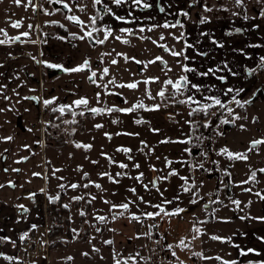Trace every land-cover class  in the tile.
<instances>
[{
    "label": "crops",
    "instance_id": "crops-1",
    "mask_svg": "<svg viewBox=\"0 0 264 264\" xmlns=\"http://www.w3.org/2000/svg\"><path fill=\"white\" fill-rule=\"evenodd\" d=\"M142 3H148L151 7L144 8L142 4H134L133 0H124L120 5H116L113 0H102L101 4L94 3L97 18L89 31L93 28L98 29L93 32L96 37L94 40L104 39L107 28L111 29V35L103 43L102 52L95 48L96 43L87 48H93L92 54L98 56L96 65L101 64L100 60H105L109 74L104 80L98 79L96 83L106 85V88L90 84L88 74L82 71L46 81L49 78L46 74L47 66L37 61L62 64L65 68H70L69 66L75 60L71 57L66 60L56 58L57 54L53 48L56 47V42L44 40L48 35L43 33L37 18L38 12L42 13L49 9L47 2L38 0L35 21L30 19V8L26 12H19L14 9L15 4H13L8 11L6 10L7 13L9 12L8 20L11 23L20 21L21 26L12 27V33L8 37H0V40H5L4 44H0V85H6L0 88V109L4 110L0 111V137H13L11 141L0 140V184L4 185L0 188V237L10 238V240H0V253L3 254L0 255V264H29L24 259H20L23 256L19 254L17 234L28 231L33 224L43 222L49 216L48 197L57 193V187L54 191H49L46 180L47 159L48 156L55 158V150L53 147L48 150L44 138V120L47 119V114L43 110V100L56 97L54 106L75 107L73 101L87 98L89 104L100 105L105 99L107 102L111 101V96L107 94L108 89L133 92L126 87H119L120 84L138 81L137 92L143 93L146 86L144 81L149 77H158L157 81L149 82L150 88L155 92L165 76L177 79L186 74L191 83L202 86L197 92L189 85V93L196 100L209 101L205 97L216 96L222 101H227L236 95L235 92L225 95L228 88H242L245 91L253 82V78L247 80L245 70L255 68L260 57H264V16L260 15L261 10L264 9V3L261 0H245L241 6H237L234 0H142ZM105 6L111 8L112 12L109 13ZM161 7L165 9L164 12L159 10ZM206 7L211 8L212 11H205ZM182 11L188 12V17L180 15ZM116 16H122L125 19L117 20ZM244 16H248L249 19H244ZM204 17H207V22L199 23ZM177 20L182 22L183 28L154 27L166 22L174 23ZM32 24L34 33H29L27 37L21 35L27 32L28 26ZM122 28L132 31L122 32L120 31ZM141 28L144 29L143 32L140 31ZM236 28H241L242 32L236 33L234 31ZM181 33L184 34L183 39L174 38L180 37ZM18 35L19 41L11 39ZM117 36L120 37L119 40L116 39ZM161 36L164 37L163 40ZM125 40L128 42L125 43ZM213 40L224 46L219 47L212 42ZM185 42L194 47L186 48ZM161 45L177 52L183 50L189 59L185 60L183 56H172L171 52L165 51ZM240 49L243 51H239ZM160 50H163L165 54L163 56L167 62L165 67L158 65L156 61L148 63L155 60ZM205 52L206 56L201 55ZM123 53L126 55H122ZM84 56L85 54L81 57ZM133 57L134 60L131 59ZM113 59L117 61V64L111 63ZM136 61L143 63H136ZM225 62L233 72L239 75L232 76L227 70H218L215 76L209 74L204 77L196 73H184L181 67L183 64L196 69L197 72H206L209 68H222ZM137 65L141 73H138ZM93 69L97 71V75L102 72L98 68ZM220 75H224L227 79L220 81L217 79ZM112 78H115V84L109 83ZM98 90H102L99 93V100L97 99ZM5 96L9 99H5ZM31 96L38 99H24ZM24 145H28L29 148H25ZM105 147L107 148L106 143ZM22 157L28 159L22 160ZM12 169H20V171L14 172ZM34 172L41 175L33 176ZM9 181L15 184V187H12ZM31 193H35L33 198H29ZM18 205L26 206L29 211L16 214ZM259 217H264V212ZM250 226L258 230L252 231L250 236L238 229L230 232L232 244L229 247L230 250L225 253V257H221L220 253L223 252L219 250H215L214 255L211 254L212 251L210 253L203 251L202 259L200 261L198 258L194 259V264H223L224 261H236V264H249L251 261L252 264H260L264 261V240L261 239L264 238V221H255ZM235 245H239L245 251L253 248L256 252L241 256L240 248ZM8 256L14 259H6ZM217 256L221 259H215ZM42 261L33 264H42Z\"/></svg>",
    "mask_w": 264,
    "mask_h": 264
},
{
    "label": "rangeland",
    "instance_id": "rangeland-1",
    "mask_svg": "<svg viewBox=\"0 0 264 264\" xmlns=\"http://www.w3.org/2000/svg\"><path fill=\"white\" fill-rule=\"evenodd\" d=\"M44 1L49 4V9L42 13L38 12L37 23L40 24L43 33H47L48 35L47 37L45 36L44 40L56 42V47H53L54 52L57 54L56 58H62L63 60L69 57L74 58L75 60L73 64H71L72 66L66 63V65H70V68L76 67L75 65L80 63L82 64L83 61L87 59L89 60L90 68L84 69L82 72L90 74V69L93 68H98L102 71V69L106 67L105 60L102 59L103 62H101L100 65H96L98 56L92 54L93 48H87V46L95 43L94 39H96V37L92 35L91 38L86 37L84 40L79 39V37L83 36L85 31H89L90 26L93 25L92 18H97L95 14L96 6H94L93 3L94 0ZM37 3L38 0H31V4L28 3V0H22L21 4L18 6L14 3V0H0V29H4L7 33V36L0 33V37H8L10 33H12V23L7 18L9 15L7 11L13 4H15L14 9L19 12H26L30 8V19L31 21H35ZM54 4H62V6L55 7ZM65 4L67 7L64 6ZM70 16L77 17L82 23L69 20L67 17ZM59 23L66 27V32L55 29ZM32 26V28L28 27L27 29V32L30 34L34 33V25L32 24ZM51 32L54 34H50ZM72 34H75V38ZM61 36L63 39L60 38ZM95 48H98V50L102 52L104 50V44H97ZM50 51L51 50H49V52ZM83 54H85V56L81 57ZM122 55L126 54L123 53ZM164 55L163 50H160L158 56L162 58ZM67 74L71 73H58L56 76L47 78L46 81L62 75L66 76ZM258 74H256V77L258 76L259 81L264 82V71ZM96 78L104 80L105 76L99 73ZM92 85L100 87L98 86L100 83H92ZM250 90L251 88L242 92L238 98L240 97V99L244 101L247 96H249ZM101 91L102 90H98V93ZM248 107V114H250V117L243 115L239 109H234V113H232L230 117L228 115L227 119L235 121V126H231L233 122H230L228 130L220 134L217 139L211 141L210 146H207V148L210 147L211 151H214L215 148H217L218 151L222 148H227L231 152H246L251 141L264 139V100L258 98L253 105H249ZM136 113L139 112L137 111ZM252 115H256L255 120L250 119ZM60 116L63 117V115ZM104 116H106V113L96 114L95 117H99L98 119L103 120ZM236 116L245 117L236 119ZM67 119L70 118L65 116L63 122ZM106 120L105 118L102 121L101 128L103 129H101V132H98L97 128L95 131L87 130L80 136L92 145L87 151L82 152L81 157L77 158V160L82 163V168L80 170H74L70 175L71 168L68 170L62 169L63 175H60L58 171L55 173V176L48 171L47 184L50 192L56 189L58 180L60 181L59 185H65L63 202L68 205L67 210L70 217V224L76 231H72L73 236H71L70 233H66L64 229L58 230L52 238L50 237V242L52 239L63 238L67 243L52 247L50 245L49 256L46 260L42 261V264H116L117 260H119L121 264H155L153 263L155 258L160 264H181V262L182 264H194V259L198 258V261L202 259V255L197 256L194 255V253L203 254V251L209 253L212 251L211 254L214 255V251L219 250L223 252L220 253L221 257H225V253L230 250L229 247L232 244L227 238L230 237L229 234H231L230 232L233 230L238 229L243 234L249 236L252 231H258L257 229L254 230L255 228L250 225L258 221L254 218L259 217V215L264 212V203L263 199H261V197L264 196V173L258 171L264 168V144L258 145L254 150L248 152L247 160L229 159L223 154H221L222 157L220 159H217L218 157L216 156L212 157L219 163L215 170L223 171L228 169L230 171L229 173L232 178V189L230 193L224 192L223 186L225 183L220 182L216 185L213 184L215 188H217V191L211 195V186L204 183L206 180L203 182L199 181L202 184L195 186L196 189L199 190L198 192L195 191L194 188H191L187 192L182 191V193H180V189H183V187H180L181 184L178 178H176L173 179L175 183H173L172 180L166 184L160 182V185L162 183L161 186L171 184L167 189L168 199L160 195L158 199L155 197L153 200H150L149 203H144L138 199L142 190L140 189L141 187L139 188V181L135 179L136 172L132 171L130 175L125 176L122 180L118 177H114L118 183H114V185L108 184V189L106 184L98 181V179H100L98 178L100 177V173L103 172H97L98 170L96 169L100 167L104 169V164L101 162L103 159L101 158L100 161V156L101 153L107 149L103 146L104 141L100 140V137L104 136L103 139L106 138V140L107 138L112 139L113 135H110V133L114 131V137L117 139L118 134L124 131L122 127H120L121 122H118L109 126V132L106 127ZM176 125V131H180L181 129L185 131L187 127L185 123ZM240 125H244V127L241 128ZM157 127H159L158 124L156 125V129ZM169 127L170 126H167V128ZM107 131L109 135L106 136L105 133H107ZM149 131L150 128H148V133ZM109 141L110 140H108V142ZM111 145H114V143ZM50 148L51 145H48V150H50ZM168 148L169 142L160 150L167 154L169 153L167 150ZM131 150H135V147L132 146ZM114 154L115 153L112 155ZM217 155H219V153ZM209 158L210 157H207V160ZM92 161L97 162L93 165L94 167L89 164ZM54 170L55 169L52 168V171ZM85 171L92 173L89 179L94 182L91 183L88 188L83 187L88 181L87 177H84ZM253 171H256V178L255 180H250L249 177ZM143 176V180H148L149 176L146 172ZM201 176L205 177L203 174ZM58 177H63V179H58ZM101 179L103 180V178ZM76 180L80 187L73 189L70 185ZM217 180H219V176L216 177V181ZM242 181L248 182L241 183ZM95 183L100 184L102 187L99 189L96 188ZM131 188L137 189L135 194L130 191ZM245 189H251V191H245ZM185 194H188V200L182 198ZM75 196L84 197V199L81 200V204L72 199ZM93 196L96 197L95 200L91 199ZM171 196L172 198L170 199ZM176 197H178V199H174ZM166 200L172 201V203H164ZM193 200H195L196 203L190 202ZM233 200L240 201V205L237 206L233 204ZM88 201H91L89 208L86 206ZM104 201H108L109 203H105ZM129 201H134L135 203H131L129 206L130 208L126 211L124 209L111 208L112 204L120 205ZM151 205H161L169 213L174 212L177 208H183L185 211L177 215L168 216L161 213V215L157 217H147L140 214V211H146L144 213L158 211L156 210L157 208L153 210L154 207ZM145 208L148 210H145ZM81 211L85 213V216L80 215ZM17 212L19 213L18 207L16 208V214ZM118 212H124V215H117L116 219L113 220V213ZM132 214L140 216V219H132ZM97 216H105L106 221L101 223L96 219ZM241 217H245V219H241ZM201 221H204V223H200ZM149 223L153 225L156 224L155 226L157 227H153L152 231L151 229L142 230L140 228V226L148 227L147 225ZM103 225L104 227L101 228ZM84 226L90 233L88 241H84V237L76 234L78 228ZM97 228L101 229V231L97 232ZM195 228H199L201 230L200 233L195 232ZM144 233H149V235L145 236L143 235ZM213 236H219L224 239L214 240L211 238ZM193 237L196 238L193 239ZM106 240H111L112 243H104ZM163 240L167 241L169 245H172L171 250L176 253L174 259H169L167 256H154V254L157 253L156 250L158 249L159 242L161 243ZM181 240L188 246H180ZM93 248L99 249V251H94ZM20 253L21 251L19 254ZM83 253H88V255L85 256ZM68 257H72L73 259L68 260Z\"/></svg>",
    "mask_w": 264,
    "mask_h": 264
},
{
    "label": "flooded vegetation",
    "instance_id": "flooded-vegetation-1",
    "mask_svg": "<svg viewBox=\"0 0 264 264\" xmlns=\"http://www.w3.org/2000/svg\"><path fill=\"white\" fill-rule=\"evenodd\" d=\"M54 6H60V4H54ZM125 57V56H124ZM158 65L165 67L167 65L166 60L162 57V61H156ZM258 64L255 65V68H257V71L254 74L249 75L247 71L245 70V76L247 77V80L250 78H253V82L250 83L251 85L245 90L251 88L249 96L245 100H250L251 102L248 104H245L243 108L239 107L235 102L229 103L231 100L222 101L226 105L225 108H220L219 106H214L210 111L215 112V115H208L206 116L203 111L196 112L192 115H189L192 108H197V104H180L176 101L184 100L187 96L190 95L189 90H183V95H173L175 92V89H173L170 85L166 84L165 81L169 78L175 81L176 79L171 78L170 76H165L164 79H162V83L159 89L157 91H152L150 88V83H147L145 88V91L143 93H138L137 88L139 87L138 81V87L136 89H129L126 87V89L131 90L133 92L127 93L123 90L121 91H114L111 89H108V93L111 96V101L107 102L105 99L103 104H89L88 107H98V108H104L107 109L109 107H116V108H128L131 107L134 104H137L139 102H143L146 106L144 109L137 108L134 110V112L125 113V112H119V111H113L111 113L104 111L106 113V116H104V119L106 118V127L108 128V131L110 132V125L112 126L113 121L121 122L120 127L124 131H122L120 134H118L117 139L114 137V131H111L110 135H113L112 139L106 140L103 139L104 136L100 137L102 141H104L103 146L105 147V143L107 144V149L103 152L106 153L108 156H111L117 163L112 164L109 162L108 159H105L103 155L100 156L103 159L104 169L101 167L96 169L97 172H108L111 174L112 177H117L116 173H121L122 175L119 176L121 180L125 178V176H128L131 174V172H136L135 176H138L140 173H143L145 175V172L149 176L148 180L145 179L142 181H139V188L142 190L139 194V197H143V201L148 202L150 200H153L155 197L158 199L161 195L162 197H166L168 199V187L171 186V184L167 185H160V182H164L165 184L173 179L178 178L179 183L181 184L180 187L184 186L189 189L194 188L195 191H199L196 189V185H201L202 183L199 181H204V183H207L211 186V195L213 193H216L217 188H215L214 185L224 182V192L230 193L232 189V178L230 175V171L228 169H225L223 171L221 170H215L217 165L216 159H213L212 157H218L217 159H220L222 156L220 153V150L218 151L217 148L214 149V151L210 150V147L207 148V146H210V142L214 139H217L221 133L226 132L228 130V126L230 123L222 124V119H227L228 115L229 117L231 114L227 112V107H231L233 109H239L243 115H247L250 117V114H248V106L253 105L255 100L258 98L263 99L264 97V82L259 81L258 76L256 77V74L264 71V69H260L257 67ZM90 68V67H89ZM254 68V67H253ZM87 69V68H86ZM249 69V68H247ZM51 71L52 68L47 67V71ZM91 71H96L95 69H90ZM137 71L138 73H141L139 66L137 65ZM97 72V71H96ZM91 74V73H90ZM88 74V77L89 75ZM57 75V74H56ZM259 75V74H258ZM48 76V74H47ZM55 76V75H54ZM255 76V77H254ZM49 77V76H48ZM87 77V78H88ZM106 77V76H105ZM96 82H98L97 78ZM178 79V78H177ZM89 80V79H88ZM90 82V81H89ZM129 82V83H133ZM92 84V82H90ZM128 84V83H126ZM125 84V85H126ZM146 90L151 92V96L154 97V99L149 98V96L146 94ZM161 90L165 91V96L161 98L157 95L158 92ZM133 93V95H132ZM51 99V98H47ZM237 99L243 102V100L240 99V97ZM114 100V101H113ZM244 100V101H245ZM113 101V102H112ZM203 103H211V101H205L202 100ZM153 105H160L158 110H148ZM60 105L54 106L53 104L49 106H45L43 104V110L47 114V119L44 121V138L46 141L47 146L51 145V147L55 150V158H52L51 156H48L47 159V168H46V180L48 171L52 174V168L54 169H60V175H63L62 169L68 170L71 168V173L74 170L78 169V166H80V169L82 168V163L77 160L78 157L82 156V152L87 151L88 149L85 148H76V143H81L85 145H89L83 137H80L88 131H95L97 128L95 125L102 124L101 119H98L99 117H95L96 114L91 113L87 110L84 106L80 107H71L70 110H66L63 114V117H61V113L57 110L54 113V118L58 117L57 119H54L50 116H48L47 109L48 108H59ZM75 111L77 113L84 112L83 116L76 115L73 116L72 112ZM139 113H136V112ZM70 118L67 120H76L77 123L75 124H65L63 122L64 117ZM245 116H242L243 118ZM256 115L251 116V120H254ZM136 120H142L144 122L142 123H135ZM180 121V122H179ZM186 121H192V124L187 123ZM230 121V120H229ZM117 122V123H118ZM187 124V127L184 130L176 131L177 125L176 124ZM116 124V123H115ZM159 125L157 129L158 132H154L153 129H156V125ZM205 124H208L207 127H205ZM58 125V127H57ZM167 126H170L167 128ZM231 126H235V123H232ZM154 127V128H153ZM148 128H150V131L148 133ZM185 128V127H184ZM231 128V127H230ZM73 129L75 131L73 132ZM103 128H98V132H101ZM67 130V131H66ZM107 131V133H108ZM143 132V133H141ZM126 133H132L133 135H127ZM138 134V135H137ZM199 138V139H198ZM91 140V139H89ZM108 140H110L108 142ZM119 141V142H116ZM141 141H144L145 143L142 144ZM162 141H170L169 142V148L167 149L169 153H163L160 149L164 147L168 142H162ZM183 141V142H181ZM114 143V145H111ZM135 147V150H131L129 153H125L122 151H117L118 148H129L131 149L132 146ZM161 147V148H160ZM185 149H188L189 151H185ZM210 152V153H209ZM115 153L114 155H112ZM119 153V154H117ZM71 154V155H70ZM129 156L132 157V159H129ZM207 157H210L207 160ZM127 164L128 167L126 169L120 168L118 165L119 163ZM171 162V163H169ZM74 165H73V164ZM91 166L94 165V163H89ZM135 164H139V168L134 167ZM222 166V165H221ZM94 167V166H93ZM213 170H212V169ZM175 171L177 174L172 175L171 173ZM88 173L87 176V184L89 183L92 173L85 171ZM205 175V177L201 175ZM219 176V180L216 181V177ZM164 177H167L164 179ZM181 177L187 178L181 179ZM99 182L106 184V186L114 185V183L109 180L107 176L104 177H98ZM103 178V180L101 179ZM144 178V176H143ZM108 179V180H107ZM223 179V181H222ZM153 181H155V185H153ZM60 181L58 180L57 184V193L52 196L55 197L59 195V200L54 202V207L58 211V216L55 214V216H52L49 214L47 218L43 220H54L56 223L49 226V233L51 230H65L66 233L69 232L71 236H73V228L70 224V217L68 214L67 208H64L63 205L65 203L63 202V195H64V188L61 189L58 187ZM73 183L77 184V180ZM175 183V182H173ZM214 184V185H213ZM144 185H148L147 189L144 187ZM227 185V187H225ZM174 187V186H172ZM228 188V189H227ZM108 189V186H107ZM132 189V188H131ZM158 189V190H157ZM137 191V189H136ZM184 191L182 188L180 189V193ZM185 192V191H184ZM230 197V196H229ZM228 197V198H229ZM172 196L170 197V199ZM182 198L187 199L188 194H185L182 196ZM230 199V198H229ZM188 200V199H187ZM75 202H78L81 204V200H75ZM90 203H86L87 208H89ZM26 207V206H25ZM27 208V207H26ZM130 208V207H129ZM28 209V208H27ZM155 208H153L154 210ZM145 210H148L145 208ZM159 210V209H156ZM20 214L23 212L20 210ZM142 213L146 211H140ZM85 216V215H84ZM42 223V222H40ZM39 224V223H38ZM143 224V223H142ZM37 225V224H36ZM153 224L149 223L147 226H140L142 230L147 229H153ZM156 225V224H155ZM154 227L156 228L157 226ZM104 225L101 227L103 228ZM146 228V229H145ZM33 229H29L25 232H30ZM81 231V233H80ZM24 233V232H19ZM78 236L84 237V241H88V236L90 235L89 231L84 227L78 228L77 233ZM50 239V234H49ZM50 245V241H49ZM168 242L163 240L161 243L159 242L158 249L156 250L157 253L154 254V256H162L169 259H174L175 256L172 255V248L169 249L167 247ZM23 258H21L22 260ZM155 264L158 263L157 259H154Z\"/></svg>",
    "mask_w": 264,
    "mask_h": 264
},
{
    "label": "snow or ice",
    "instance_id": "snow-or-ice-1",
    "mask_svg": "<svg viewBox=\"0 0 264 264\" xmlns=\"http://www.w3.org/2000/svg\"><path fill=\"white\" fill-rule=\"evenodd\" d=\"M21 2H22V0H14V3H15L16 5H18V6L21 4ZM56 2H60V0H56ZM113 2H114L116 5H120V4H122V3L124 2V0H113ZM261 2L264 3V0H261ZM28 3L31 4V0H28ZM94 3H95V4H101V3H102V0H94ZM133 3H134V4H137V5H141V4H142V6H143L144 8H149V7H151V5L148 4V3H142V0H133ZM234 3H235L237 6H241V5H243V4L245 3V0H234ZM64 6L67 7L66 4H65ZM105 7H106V10H107L109 13L112 12L111 8H107V6H105ZM82 10H83V9H82ZM159 10H160L161 12H164V11H165V9H164L163 7H161ZM205 11L210 12V11H212V9L206 7V8H205ZM180 15H183L184 17H188L189 13L186 12V11H182V12L180 13ZM237 15H238V13H237ZM260 15H261V16H264V9L261 10ZM67 18H68L69 20H72V21L80 22V21L78 20V18L75 17V16H70V17H67ZM115 18H116L117 20H124V19H125V18L122 17V16H116ZM244 19L247 20V19H249V17H248V16H244ZM95 20H96V17H93V18H92V23H93V24H95ZM206 22H207V17H204V18L200 19V21H199V23H201V24H204V23H206ZM80 23H82V22H80ZM11 26H12L13 28H19V27L21 26V22H20V21H16V22L12 23ZM158 26H162V27H164V28H176L177 26H179V27H181V28L184 27V25L182 24V22H181L180 20H177V21H175L174 23H167V22H166V23H164L163 25H155L154 27H158ZM28 27H29V28H32L33 26H32V25H29ZM150 30H151V29H150ZM94 31H98V29L93 28L92 31H85L84 35H83V36H80L79 39L84 40L86 37L91 38L92 35H93V32H94ZM120 31H122V32H131L132 30H131V29H128V28H122ZM140 31L143 32L144 29L141 28ZM234 31H235L236 33H240V32H242V29H241V28H236V29H234ZM0 33H3L5 36H7V33H6V31H5L4 29H0ZM228 34L231 35V33H228ZM21 35L27 37V36H29V33H28V32H23ZM72 35H73V37L75 38V34H72ZM109 35H111V29H110V28H107V29L105 30V32H104V39H97V40H95V43H96V44H103V43L105 42V40L108 39ZM183 35H184V34L181 33V36H180V37H174V38H176V39H183ZM204 35H208V34H207V33H204ZM11 39H12L13 41H19V40H20V36L18 35V36L12 37ZM61 39H63V37H61ZM116 39L119 40L120 37L117 36ZM163 39H164V37L161 36V40H163ZM124 42L127 43L128 41L125 40ZM212 42H213L214 44H217L219 47H223V46H224L223 44H221V43H219V42H217V41H215V40H213ZM4 43H5V40H0V44H4ZM254 46H255V45H254ZM161 47H163V48L165 49V51H170L172 56H183V58H184L185 60L189 59V57H188L187 55L184 54V51H183V50H182L181 52H177V51H174V50L168 49L167 46H165V45H161ZM185 47H186V48H193L194 46H193L192 44H188L187 42H185ZM239 51H243V50L240 49ZM201 55H205V56H206L207 53H206V52H205V53H201ZM125 58L128 59L127 57H125ZM33 59H35V57H33ZM131 59L134 60L135 58L133 57V58H131ZM155 61H162V58L159 57V56H157V57L155 58V60H153V61H149L148 63H154ZM37 62H38V63H44V64H45L47 67H49V68L60 69V70H62V71H64V72H69V73L80 72V71H83L84 69L90 67L89 60H87V59H85L81 65L76 66V67H73V68H65L62 64H51V63H48L47 61H37ZM101 62H103V61L101 60ZM111 63H112V64H117V61H116L115 59H113V60L111 61ZM136 63H143V62H142V61H136ZM181 67H182V71H183L184 73H196L197 75H199V76H204V77L208 76L209 74H212L213 76H215V75H216V72H217L218 70H219V71L227 70L232 76L239 75V73L233 72V71L228 67V65H227L226 62L223 63L222 68H221V67H218V68H209L206 72H197L196 69H194V68H190V67H188L187 65H183V64L181 65ZM257 67L260 68V69H264V57H260V59H259V63H258V66H257ZM169 70H170V69H169ZM246 71H247V73H248L249 75H251V74H254V73L257 71V68L246 69ZM108 74H109V69H108L107 67H104V68L102 69L101 75H102V76H107ZM96 76H97V72H96V71H91V74H90L89 77H88L89 81L92 82L93 84H95V83H96V79H95ZM158 79H159L158 77H149L147 80L144 81V83L147 84V83H149V82L157 81ZM217 79H219L220 81H225L227 78H226L224 75H220V76L217 77ZM109 83L115 84V83H116L115 78H112V79L109 81ZM165 83L168 84V85H170L173 89H175V92H174V94H173L174 96H175V95H183L184 92L182 91V89H183V90H187V89L189 88V85H191V89H195L197 92H199L200 89H201V87H202L201 85L191 83V81H190L189 78H188V75H186V74H185V75H181V76H179L178 79H176L175 81H173L172 79L169 78L168 80L165 81ZM98 86H100V87H105V88L107 87L106 85H98ZM4 87H6V85H0V88H4ZM119 87H128V88H130V89H136V88L138 87V82L128 83V84H126V85H125V84H120ZM13 91H15V90H13ZM243 91H244V90H243L242 88H241V89H233V88L230 87V88H228V89L226 90L225 95H227L228 93L235 92L236 95H233V96L231 97V101H229V103L235 102L239 107L243 108V107L245 106V104H248V103L251 102L250 100H245V101L241 102L240 100L237 99V96H238L241 92H243ZM146 94L149 96V98L154 99V97L151 96V92H150V91L146 90ZM157 95L160 96L161 98H163V97L165 96V91H164V90H161L160 92L157 93ZM99 96H100V94L97 93V99H98V100H99ZM5 99H9V97L5 96ZM24 99H26V100H36V99H38V98L35 97V96H31V97H24ZM56 99H57L56 97H53V98H51V99H45V100H43V104L47 107V106L53 104V102H54ZM205 99L211 101V103H203V102H201V101H199V100H196V99L194 98V96H192V95L187 96L186 99H184V100H179V101H176V102H178V103H180V104H197L198 107H197V108H192V110L190 111L189 115H192V114H194V113H196V112H199V111H203V112L205 113L206 116H208V115H215V112H211V111H210L214 106H219L220 108H225V107H226V105H225L224 103H222L221 99H219V98L216 97V96H207V97H205ZM73 104H74L75 106H77V107L84 106L85 108H87L88 111H90V112L93 113V114H101V113H103L104 111H107V112H109V113H111V112H113V111H119V112L130 113V112H133L134 110H136L137 108L144 109V108L146 107V106L144 105V103L141 101V102H139V103H137V104H134V105H132L131 107H128V108H116V107H114V106H113V107H109V108H107V109H104V108H98V107H90V108H89V107H88V105H89V100H88L87 98H79V99L73 101ZM71 107H72L71 105H60L58 109H57V108H53L52 111L55 112V111L58 110V111L61 113V115H63V114L65 113V111H66V110H70ZM159 107H160V105H153V106H152L150 109H148V110H158ZM0 111H4V110H3V109H0ZM227 112H228L229 114H232V113H233V109H232L231 107H227ZM72 115H73V116H76V115L83 116V115H84V112H79V113H77V112L73 111V112H72ZM236 119H241V117L236 116ZM255 119H256V118H254V120H255ZM117 122H118V121H113V123H117ZM142 122H144V121H142V120H136V121H135V123H137V124L142 123ZM186 122L189 123V124H192V123H193L192 121H186ZM230 122H233V123H234L235 121H229V120L226 119V118L221 120V123H222V124H227V123H230ZM64 123H65V124H75V123H77V121H76V120H65ZM207 126H208V124H205V127H207ZM57 127H58V125H57ZM95 127H96V128H100V127H102V125L97 124V125H95ZM240 127L243 128L244 125H240ZM28 131H32V129H28ZM66 131H67V130H66ZM74 131H75V129H73V132H74ZM153 131H154V132H158L159 130H158V129H153ZM126 134H127V135H133L132 133H126ZM221 134H222V133H221ZM105 135L107 136V135H109V134H108V133H105ZM137 135H138V134H137ZM12 139H13L12 136L0 137V140H4V141H11ZM198 139H199V138H198ZM162 142H170V141H162ZM181 142H183V141H181ZM141 143L144 144L145 142H144V141H141ZM261 144H264V139H256V140H253V141L250 142V146H249V148L247 149L246 152H231V151H229L227 148H222V149H220V153H219V154L226 155L229 159L247 160V159H248V154H247V153H248V152H251L252 150H254V149L256 148V146L261 145ZM24 147H25V148H29L28 145H24ZM75 147H76V148H82V147H83V148H85V149H88V148H91L92 145H90V144H89V145H85V144H81V143H76V144H75ZM117 151H122V152H125V153H129V152H131V149L121 147V148H118ZM185 151H189V150H188V149H185ZM70 155H71V154H70ZM101 155L105 156V157L109 160L110 163H112V164H116V163H117V162H116L111 156H108L106 153H103V152H102ZM21 159H22V160H27L28 158H27V157H22ZM129 159H132V157L129 156ZM17 162H19V161H17ZM92 163L95 164V163H97V162H96V161H92ZM169 163H171V162H169ZM118 166H119L120 168H122V169H126V168L128 167L127 164H124V163H122V162L119 163ZM134 167L139 168L140 166H139V164H135ZM77 170H80V166H78V169H77ZM5 171H7V169H5ZM12 171H14V172H19L20 169H12ZM58 171H60V169H55V170L53 171L52 175L55 176V173L58 172ZM258 171H259L260 173H264V168H261V169H259ZM171 174H172V175H176L177 173H176L175 171H173ZM40 175H41V173H36V172L33 173V176H40ZM100 175H101L102 177L107 176V177L109 178V180H111L113 183H118V181H117L114 177H112L111 174H109L108 172L100 173ZM121 175H122V174L119 173V172L116 173V176H117V177H119V176H121ZM87 176H88V173L85 172V173H84V177H87ZM142 177H143V173H140L138 176L135 177V179L138 180V181H140V180H142ZM166 178H167V177H164V179H166ZM255 178H256V171H253V172L251 173L249 179H250V180H255ZM58 179H61V180H62L63 177H58ZM181 179H185V180H186L187 178H185V177H181ZM247 182H248V181H242L241 183H247ZM89 183H94V182L89 181ZM152 183H153V185H155V181H153ZM9 184H10L12 187H15V184H12L11 181H9ZM2 187H4V185L0 184V188H2ZM58 187L61 188V189H63V188L65 187V185H64V184H60V185H58ZM70 187L73 188V189H75V188H77V187H80V185H78V184H76V183H72V184L70 185ZM83 187H84V188H88V187H89V184H84ZM95 187L99 189V188H101L102 186H101L100 184H98V183H95ZM144 187L147 189L148 185H144ZM182 187H183V190H184L185 192H187V191L190 190V189L187 188V187H184V186H182ZM225 187H227V185H225ZM157 190H158V189H157ZM41 191H43V189H41ZM130 191L133 192L134 194L136 193V189H135V188L130 189ZM245 191H251V189H245ZM258 195H259V194H258ZM34 196H35V193H31V194H29V198H33ZM48 199H49L50 202H55V201L59 200V195H57V196H55V197L49 196ZM72 199H74V200H82V199H84V197H83V196H75V197H73ZM91 199H92V200H95L96 197L93 196ZM138 199H139L141 202L148 203V202L143 201V197H138ZM174 199H178V197H176V198H174ZM261 199H264V196H262ZM88 202L91 203V201H88ZM104 202H105V203H109L108 201H104ZM190 202H191V203H196L195 200L190 201ZM131 203H135V202H134V201H129V202H126V203H122V204H120V205L112 204L111 208H112V209H118V208H119V209H124V210L126 211V210H128V208H129V206H130ZM164 203L171 204L172 201H167V200H166V201H164ZM232 203L235 204V205H237V206L240 205V201H238V200H233ZM249 203H250V202H249ZM151 206L154 207V208H157V209H159V210L156 211V212L142 213V215H145V216H147V217H157V216H160L161 213H163L165 216H168V215H177V214L182 213V212L185 211L183 208H177L174 212L169 213V212H167V211H166L161 205H151ZM17 207H18L23 213H26V212L29 211L24 205H18ZM63 207H64V208H68V205L65 204V205H63ZM80 215L83 216V215H85V213H84L83 211H81ZM117 215L123 216V215H124V212L113 213L112 219H113V220L116 219ZM96 219H97L98 221H100L101 223H103V222L106 221V217H105V216H97ZM132 219H134V220H139V219H140V216H138V215H136V214H132ZM241 219H245V217H241ZM254 219H257V220H260V221H264V217H255ZM200 223H204V221H201ZM153 227H154V225H153ZM31 228H32V229H35V228H37V225L33 224V225L31 226ZM73 231L75 232L76 230L73 229ZM96 231L99 232V231H101V229L97 228ZM194 231L197 232V233H200L201 230H200L199 228H195ZM143 235L148 236L149 233H144ZM27 236H28V232H24L23 234H21V236L19 237V239H20L21 241H23ZM195 238H196V237H193V239H195ZM211 238L214 239V240H222V239H224V238L219 237V236H213V237H211ZM227 239H228L229 241H231V237H228ZM261 239L264 240V238H261ZM0 240H10V238H9V237H0ZM12 243H13V245H15V242H14V241H12ZM104 243H106V244H111L112 241H111V240H106V241H104ZM180 246L187 247L188 245H186V244L184 243V241L181 240V241H180ZM235 246H236L237 248H240L239 245H235ZM167 247H168L169 249H171V248H172V245H167ZM93 250H94V251H99V249H96V248H93ZM254 252H256V249L249 248V249H247V250L245 251L244 249L240 248V255H241V256H247L249 253H254ZM0 255H3V254L0 253ZM83 255L87 256L88 253H83ZM137 255H139V254H137ZM172 255L175 256L176 253H175V252H172ZM194 255L201 256L202 254H201V253H194ZM130 258H131V257H130ZM203 258H204V259H212L211 257H203ZM6 259L12 260V259H14V257L8 256V257H6ZM67 259H68V260H71V259H73V258H72V257H68ZM215 259L219 260V259H221V258H220L219 256H217V257H215ZM116 264H121V262H120L119 260H117ZM181 264H182V262H181ZM223 264H236V261H224ZM249 264H252V262L250 261ZM260 264H264V261L260 262Z\"/></svg>",
    "mask_w": 264,
    "mask_h": 264
},
{
    "label": "built area",
    "instance_id": "built-area-1",
    "mask_svg": "<svg viewBox=\"0 0 264 264\" xmlns=\"http://www.w3.org/2000/svg\"><path fill=\"white\" fill-rule=\"evenodd\" d=\"M55 223L54 220H45L37 224V228L28 232V236L23 241L19 239L23 233L17 234V246L27 263L33 264L48 258L50 250L49 226Z\"/></svg>",
    "mask_w": 264,
    "mask_h": 264
},
{
    "label": "trees",
    "instance_id": "trees-1",
    "mask_svg": "<svg viewBox=\"0 0 264 264\" xmlns=\"http://www.w3.org/2000/svg\"><path fill=\"white\" fill-rule=\"evenodd\" d=\"M55 29H57L58 31H61V32H66V27L63 25V24H61V23H59V25H57L56 27H55ZM53 108H55V107H52V108H48L47 109V112H48V116H50V117H52V118H54L55 116H54V113L56 112H53L52 111V109ZM59 117V116H58ZM58 117H56V118H54V119H57ZM48 212H49V214L50 215H52V216H55V214L58 216V211L55 209V207H54V202H50L49 201V199H48ZM82 216V215H81ZM84 216V215H83ZM58 230H51L50 231V237L52 238L53 237V235L54 234H56V232H57ZM67 242L63 239V238H57V239H52V241L50 242V245H51V247L52 246H55V245H58V244H62V245H64V244H66Z\"/></svg>",
    "mask_w": 264,
    "mask_h": 264
},
{
    "label": "water",
    "instance_id": "water-1",
    "mask_svg": "<svg viewBox=\"0 0 264 264\" xmlns=\"http://www.w3.org/2000/svg\"><path fill=\"white\" fill-rule=\"evenodd\" d=\"M60 6H62V4H60ZM61 72H63V71L60 70V69H54V68H52L51 71L48 70L47 74H48L49 77H52V76H54V75H56L58 73H61ZM262 96L264 97V95H262ZM19 211H20V209H19Z\"/></svg>",
    "mask_w": 264,
    "mask_h": 264
}]
</instances>
